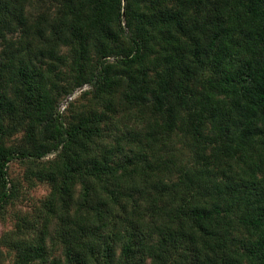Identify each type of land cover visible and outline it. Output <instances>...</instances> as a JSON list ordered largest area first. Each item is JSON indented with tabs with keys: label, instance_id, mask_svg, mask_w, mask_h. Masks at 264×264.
Instances as JSON below:
<instances>
[{
	"label": "trees",
	"instance_id": "16d2710c",
	"mask_svg": "<svg viewBox=\"0 0 264 264\" xmlns=\"http://www.w3.org/2000/svg\"><path fill=\"white\" fill-rule=\"evenodd\" d=\"M30 1L0 0V28L8 29L13 23L32 28L38 48L37 53L27 52L22 58L12 50L8 53L4 50L5 56H9L4 65L9 74L2 78V67L0 78L17 84L11 90L16 92L13 97L8 92L0 93V129L4 128V118L27 121L28 136L37 135L39 139L33 150L0 147V208L10 198L7 165L13 160H39L51 151L62 152L59 172L65 193L69 192L75 173L82 179L106 180L116 171L115 166L108 164L107 154L92 152L93 148L103 152L104 145H84V141L99 134L89 119L69 126L64 123L57 97L48 87L47 76L36 68V59L43 60L45 56L54 59L61 44L70 45L72 39L86 36L87 51L94 50L97 54L86 82L95 89L110 88L113 78L106 64L113 52L110 42L121 37L130 43V49L116 58L123 68H130L142 60L149 37L126 30L122 15L143 16L144 24L150 28L163 20L180 25L188 33L180 50H187L198 61L170 74L153 95L158 117H170L177 105L185 109L187 100L196 95L192 90L191 94L185 91L189 80L199 66L214 62L211 76L203 82L200 103H194L192 109L196 122L191 126L196 142L192 148L194 163L182 167L181 185L174 187V190L184 188L186 193L179 197L166 181L147 177L143 187L130 181L126 188L114 183L109 192L113 205L108 206L103 200L91 203L88 195L93 189L86 185V199L80 205L95 212L94 219H85L70 228L77 216L69 213L68 203L65 202L67 207L60 213L63 227L60 238L65 245L67 264H110L115 240L122 242L123 264H141L146 241L153 237L158 238L154 264H168L177 248L183 250V264H240L243 253L234 247L244 241L237 234L240 228L247 233L248 254L256 264H264V0H205L208 19L203 29L191 27L180 9L170 6L159 9L158 0H60L59 16L46 17L36 24L29 22L24 13ZM144 1L158 8L143 12L140 8ZM51 36L54 39L50 41ZM222 39L224 46L216 50ZM145 92L140 95L146 101ZM124 96L130 104L141 102L133 93ZM205 117L217 130L212 139L204 138L201 126ZM132 139L141 142L144 148L161 142L160 138L154 141L153 133L147 131ZM80 145L81 153L76 150ZM137 151L140 150L135 154ZM133 175V170L128 169L116 178L125 182ZM149 189L155 192L146 197L149 204L144 211H151L156 220L138 223L131 213L139 212L141 207L129 205L128 199L143 196ZM175 198L179 199L178 204L173 203ZM156 201L162 203L157 209L153 207ZM29 226L20 224L4 239L23 261L34 259L40 249L33 247V238L27 233Z\"/></svg>",
	"mask_w": 264,
	"mask_h": 264
},
{
	"label": "rangeland",
	"instance_id": "374dc122",
	"mask_svg": "<svg viewBox=\"0 0 264 264\" xmlns=\"http://www.w3.org/2000/svg\"><path fill=\"white\" fill-rule=\"evenodd\" d=\"M156 4L159 9L164 6L180 9L191 27L197 26L198 29H203L207 23L208 11L205 0H158ZM59 7L60 0H31L26 5L24 13L28 16L29 22L40 24L46 17L57 18ZM233 7H236V4ZM157 8L149 1H144L140 10L150 13ZM144 20L143 16L122 15V26L126 30L149 37L143 50L145 53L142 60L130 68H123L116 62L117 57L130 49V43L121 37L110 42L113 52L106 59L109 75L113 78L110 88L99 90L92 88L86 82L97 57L96 51H87L89 40L86 36L72 39L70 45L61 44L54 59L46 56L43 60L36 59V68L47 76L48 87L57 97L64 123L69 126L80 120L89 119L91 127L97 128L99 134L84 141V145L90 144L92 147L95 144L104 145L103 152L98 151L97 148L96 150L93 148L92 152L98 155L107 154L108 164L115 166L116 171L115 175L106 177V180L82 179L75 173L70 190L65 193L62 189L63 178L59 172L64 157L62 152L51 151L39 160L24 159L9 162L7 178L11 193L8 202L0 208V264H67L65 245L60 238L63 230L60 213L65 211L64 207H67L65 204L68 203L69 213L77 216L74 223H70V228L76 227L85 219L88 221L94 219L95 212L80 205L83 199H86L84 194L86 185L93 189L88 195L91 203L103 200L108 206H112L109 192L110 188L114 187V183L126 188L130 181L134 186L143 187L145 178L149 177L152 180L160 178L174 190L175 186L181 185L179 174L182 167L194 163L192 148L196 142L191 133V126L196 122L192 109L195 108L194 103H200V92L205 86L203 82L211 76L214 62L210 61L205 66H199L194 78L189 80L185 91L191 94L192 90L196 95L193 99L187 100L186 108L181 109L180 105H177L170 117L161 119L154 112L153 95L159 92L170 74L177 72L178 68L186 64L194 66L198 59L185 49L181 52L180 49L188 33L183 31L180 25L162 20L150 28L148 24H144ZM188 22L186 24H189ZM53 39L54 37L51 36L50 41ZM223 46L222 39L221 42H217L215 49ZM4 50L7 53L12 50L20 58L27 52L37 53V40L32 28H25L24 25L16 23L11 24L8 29L0 28V69L4 68V65L6 67L9 61V56H5ZM1 73L2 78L9 74L6 68ZM2 78H0V93L8 92L13 97L16 92L11 90L16 89L17 83L5 82ZM18 86L19 84L17 90ZM128 92L138 95L141 102L128 103L124 96ZM143 92L147 96L146 101L145 97L140 95ZM204 120L205 124L202 123L201 126L204 138L212 139L216 136L217 130L213 128L208 117ZM2 125L4 128L0 129V147L33 150L34 143L38 144L37 135L28 136L27 121L4 118ZM146 131L153 133L154 141L160 138L161 142L144 148L141 142L132 139L134 136H142ZM80 149L81 145L76 148L81 153ZM136 150L140 151L135 154ZM75 153L76 151L72 152V156ZM128 169L133 170L132 178L130 180L128 178L125 182L121 179L117 180L116 177L124 174ZM174 191L179 197L186 193L184 188ZM153 192L154 189H149L143 196L128 199L129 205L135 204L141 207L139 212L131 213L134 221L150 223L156 220L151 211H144L149 204L146 197L148 194L153 195ZM175 200L173 203L178 204L179 199L175 198ZM70 201L73 202L69 205ZM160 204H162L160 201H156L153 207L157 209ZM46 219H48L47 223ZM114 219L116 220L117 216ZM20 224L30 225L27 233L33 238V247H40L38 255L29 261H23L19 252L4 242L5 236L10 237ZM237 234L242 236L241 240H244L234 244L235 249L243 253L240 264H256L257 262L248 254L246 231L240 228ZM121 244L120 240L113 242L114 254L110 264H123L120 256ZM157 247V237L146 241L144 248L146 254L141 264H154ZM182 257V248H177L170 255L168 264H183Z\"/></svg>",
	"mask_w": 264,
	"mask_h": 264
}]
</instances>
